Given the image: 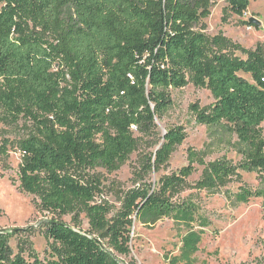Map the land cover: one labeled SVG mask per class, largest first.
<instances>
[{
	"label": "trees",
	"instance_id": "trees-1",
	"mask_svg": "<svg viewBox=\"0 0 264 264\" xmlns=\"http://www.w3.org/2000/svg\"><path fill=\"white\" fill-rule=\"evenodd\" d=\"M217 0H0V118L34 125L18 143L21 189L39 201L49 257L15 254L9 234L0 232V264H121L102 245L130 253L134 221L152 228L170 219L180 230V255L169 264H192L209 222L193 201L174 194L204 166L197 187L215 195L242 172L257 173L264 185V44L245 50L221 36L197 31ZM224 14L242 17L249 0H227ZM240 52L243 56L236 55ZM242 75L250 76V79ZM193 84L208 89L214 102L191 112L207 129L204 151H188L189 165L156 184L144 183L126 196L120 211L96 202L101 181L93 172L123 167L156 121L173 108L171 90ZM174 127L160 138L146 164L148 174L168 164L186 140ZM8 141L0 145L8 156ZM241 157L206 165L215 149ZM264 199V190L245 186L235 204ZM85 214L90 230L58 221Z\"/></svg>",
	"mask_w": 264,
	"mask_h": 264
},
{
	"label": "rangeland",
	"instance_id": "rangeland-1",
	"mask_svg": "<svg viewBox=\"0 0 264 264\" xmlns=\"http://www.w3.org/2000/svg\"><path fill=\"white\" fill-rule=\"evenodd\" d=\"M249 2L245 15L237 17L224 14L227 0H217L211 8L210 17L203 20L196 30L210 38L221 36L236 47L254 50L258 44H264V0ZM251 18L256 19L260 26L250 25ZM236 55L245 57L240 52H236ZM242 76L250 79V76ZM171 96L173 108L169 114L156 121L152 135H137L136 151L123 167L114 172L101 168L93 172L101 181L96 202L109 207L110 218L120 211L132 189L144 183L157 185L163 177L179 174L189 165L188 151H204L208 145L207 129L196 123L191 107L194 104L200 108L208 107L214 102L211 92L188 84L183 89L171 90ZM174 127L184 128L187 136L185 142L177 147L167 165L148 174L146 164L149 157L157 150L160 138ZM262 129L264 134V123ZM34 130L31 123L12 125L0 118V145L4 140L9 142L7 158L0 155V232L9 234V244L15 254L21 251L27 258L36 254L45 259L51 252V241L45 228L51 216L40 209V201L35 196L21 189L19 179L21 153L18 143L34 133ZM220 159H226L234 166L241 161L234 151L222 147L215 149L205 163L207 165ZM194 167V173L186 179L181 192L175 193L173 197L176 204L187 200L198 204L201 214L210 223L207 228H195L203 230L204 234L199 245L200 251L194 256L192 264H264V199L253 198L246 205L234 202V195L242 186L253 191L264 190L259 174L242 172L241 182H233L212 195L197 187L204 166ZM58 221L82 233L90 230L85 214L67 215L58 218ZM185 232L184 228L179 230L170 219H164L152 228L134 221L130 253L122 255L108 248L106 242H102V245L121 264H169L167 259L180 255V235Z\"/></svg>",
	"mask_w": 264,
	"mask_h": 264
},
{
	"label": "water",
	"instance_id": "water-1",
	"mask_svg": "<svg viewBox=\"0 0 264 264\" xmlns=\"http://www.w3.org/2000/svg\"><path fill=\"white\" fill-rule=\"evenodd\" d=\"M249 23H250V25L255 26V27H259L260 26V23L254 18H251L249 20Z\"/></svg>",
	"mask_w": 264,
	"mask_h": 264
}]
</instances>
